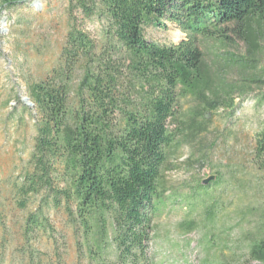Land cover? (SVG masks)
Returning <instances> with one entry per match:
<instances>
[{
  "label": "trees",
  "instance_id": "16d2710c",
  "mask_svg": "<svg viewBox=\"0 0 264 264\" xmlns=\"http://www.w3.org/2000/svg\"><path fill=\"white\" fill-rule=\"evenodd\" d=\"M67 14L55 65L29 87L36 136L27 169L11 185V204L24 214L18 251L23 262L50 264L36 244H53L57 264H64L59 243L66 235L52 220L63 211L80 259L156 264L150 245L170 199L165 170L171 158L207 130L208 113L235 107L237 88L206 58L200 40L225 44L234 33L248 56L233 63L256 61L264 0H68ZM95 18L101 42L86 29ZM167 22L186 39L162 44L145 36V25L166 28ZM251 162L264 175V127ZM209 186L200 187L206 192ZM261 217L248 245L257 264H264ZM183 225L197 227L194 220Z\"/></svg>",
  "mask_w": 264,
  "mask_h": 264
},
{
  "label": "rangeland",
  "instance_id": "374dc122",
  "mask_svg": "<svg viewBox=\"0 0 264 264\" xmlns=\"http://www.w3.org/2000/svg\"><path fill=\"white\" fill-rule=\"evenodd\" d=\"M26 2L7 7L0 0V259L4 264H28L18 251L24 247L20 228L24 214L11 204V185L27 169L36 136V111L23 97H29V87L55 65L69 26L68 0ZM86 29L101 42L98 18L87 22ZM144 34L162 44L186 39L171 22L166 28L145 25ZM199 45L224 80L237 88L235 107L208 113L207 130L183 142L171 158L165 170L170 199L155 221L150 255L156 264H257L248 245L264 214V175L251 162L255 136L264 127V32L256 61L246 65L232 61L248 56L246 42L234 33L225 44L201 39ZM200 186L209 187L204 192ZM52 220L66 235L59 243L64 264H89L84 256L79 258L63 211L54 212ZM189 220L196 222V229L184 228ZM36 247L43 260L50 257V264H57L56 245Z\"/></svg>",
  "mask_w": 264,
  "mask_h": 264
},
{
  "label": "water",
  "instance_id": "95a60500",
  "mask_svg": "<svg viewBox=\"0 0 264 264\" xmlns=\"http://www.w3.org/2000/svg\"><path fill=\"white\" fill-rule=\"evenodd\" d=\"M23 101L30 107L34 106L33 102L30 101V98L27 96L23 97Z\"/></svg>",
  "mask_w": 264,
  "mask_h": 264
}]
</instances>
